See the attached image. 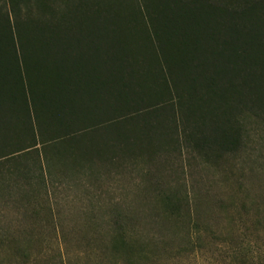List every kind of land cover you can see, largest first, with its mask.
Returning a JSON list of instances; mask_svg holds the SVG:
<instances>
[{
  "label": "trees",
  "instance_id": "trees-1",
  "mask_svg": "<svg viewBox=\"0 0 264 264\" xmlns=\"http://www.w3.org/2000/svg\"><path fill=\"white\" fill-rule=\"evenodd\" d=\"M260 125L264 0H0V213L52 221L60 177L232 153ZM160 204L196 225L186 200ZM134 221H113L107 257L152 256Z\"/></svg>",
  "mask_w": 264,
  "mask_h": 264
},
{
  "label": "rangeland",
  "instance_id": "rangeland-1",
  "mask_svg": "<svg viewBox=\"0 0 264 264\" xmlns=\"http://www.w3.org/2000/svg\"><path fill=\"white\" fill-rule=\"evenodd\" d=\"M249 135L232 153L183 148L151 164H96L60 177L48 186L52 221L44 213L36 220L0 213V264H264V125ZM166 195L186 200L196 223L186 226L190 243L186 227L163 213ZM128 215L138 237L157 249L110 259L103 243L117 216Z\"/></svg>",
  "mask_w": 264,
  "mask_h": 264
}]
</instances>
